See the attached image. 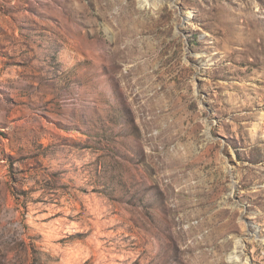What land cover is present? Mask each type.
<instances>
[{"label":"rangeland","instance_id":"1","mask_svg":"<svg viewBox=\"0 0 264 264\" xmlns=\"http://www.w3.org/2000/svg\"><path fill=\"white\" fill-rule=\"evenodd\" d=\"M0 264H264V0H0Z\"/></svg>","mask_w":264,"mask_h":264}]
</instances>
